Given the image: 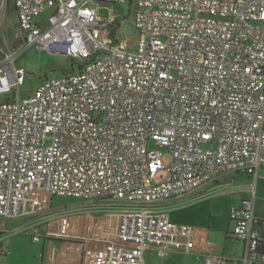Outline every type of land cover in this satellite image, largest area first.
Instances as JSON below:
<instances>
[{
    "label": "built area",
    "instance_id": "2783aa9c",
    "mask_svg": "<svg viewBox=\"0 0 264 264\" xmlns=\"http://www.w3.org/2000/svg\"><path fill=\"white\" fill-rule=\"evenodd\" d=\"M13 2L24 44L82 61L24 91L21 51L5 35L9 1L0 0V220L41 211L42 194L114 201L116 238L95 257L146 264L151 248L161 258L195 250L193 227L173 222L166 202L243 172L254 180L229 213L233 236L245 243L233 264H264V218L255 214L264 0H135V49L119 37L124 18L101 13L128 0ZM166 151L169 176L156 182ZM84 264H93L89 251Z\"/></svg>",
    "mask_w": 264,
    "mask_h": 264
},
{
    "label": "rangeland",
    "instance_id": "374dc122",
    "mask_svg": "<svg viewBox=\"0 0 264 264\" xmlns=\"http://www.w3.org/2000/svg\"><path fill=\"white\" fill-rule=\"evenodd\" d=\"M8 1L5 35L11 48L21 51L16 60V65L24 67L27 73L26 82L22 86L24 91H31L47 78L60 76L66 69L71 68L72 64H74L75 68L79 67L81 59L73 60L65 55L42 49L37 45L29 46L24 44L18 35V21L14 2ZM135 7L134 0L133 3L130 1L127 3L114 2L108 8L104 6L101 8V13L107 16L111 14L110 9L112 8L113 13H117L124 18L119 30V37L122 38L127 35V41L133 49L138 47L139 42V33L133 27ZM3 36L4 32L1 31L0 38ZM171 162V153L166 151L163 156V164L166 169L158 173L156 182H161L168 178L169 172L167 168L171 166ZM234 177L245 178L241 173L235 174ZM229 178L230 175H226L225 178L213 183V190L211 189V191H216L219 184L228 181ZM233 195L227 193L202 196L198 199L194 198L192 203L185 207H177L175 209L171 208V206L175 205V201H169L164 204V208H166L172 221L176 220L180 223L193 224L197 232L201 235L204 234L203 236L206 237L212 229L213 233H215L217 230L225 228L226 212L230 201L234 197ZM41 196L44 201L41 211H33L21 217L0 220V222L5 221L8 224V229H6L7 237H5L4 243H43L45 238L48 239L57 235L62 238H68L70 241L115 239V236H111L113 232L111 223L116 217L118 223L121 212L116 202H84L65 197H53L48 194H42ZM26 216L29 217L24 218ZM80 219L85 223L81 222V224ZM209 225L211 228L206 229ZM74 228H77V230H74ZM34 237H38V241H35ZM174 255L182 259L188 258V255L181 253H175ZM163 260L165 261L164 258L159 259L157 257L152 264H165Z\"/></svg>",
    "mask_w": 264,
    "mask_h": 264
},
{
    "label": "crops",
    "instance_id": "0c3cea01",
    "mask_svg": "<svg viewBox=\"0 0 264 264\" xmlns=\"http://www.w3.org/2000/svg\"><path fill=\"white\" fill-rule=\"evenodd\" d=\"M237 173H241L245 178L241 179L239 177H234ZM229 175V180L221 182L216 191H211L213 183L225 178L226 175L216 178L195 194L193 193L181 198L170 200L175 201V205L171 206V208L175 209L177 207H185L186 205L191 204L194 198L198 199L202 196H210L211 194H234V197L227 208L225 228L217 230L215 233H213L212 229L210 234L206 235V237L203 236V233V235L198 233L193 224L180 223L172 218L174 220L173 222L193 227L196 244L194 252L191 253L176 249L171 251L164 258L165 261L163 260L165 264H203L202 258L197 256V254L225 257L228 258L231 264H233L236 259H239L244 255L245 243L233 236L232 222L230 221L229 213L232 207L240 205L241 200L245 195V189L254 180V176L242 172H236ZM255 214L259 218H264V165H262L258 171ZM28 217L29 216H26L24 218ZM79 221L80 223H85L81 219ZM111 224L113 228L111 236H115L116 238L118 226L117 217L112 220ZM7 225L8 224L5 221L0 222V264H84L87 251H89V261L93 264H99V259L95 256L97 253L101 252L106 245V243H104L106 239L70 241L68 238H62L58 235L48 239L45 238L43 243H4V239L7 237ZM210 228V225L206 227V229ZM74 230H77V228H74ZM175 253L188 255L189 259L176 257L174 255ZM157 257L159 259L161 258L157 254V251L154 248L149 249L145 253L146 264H152L153 260Z\"/></svg>",
    "mask_w": 264,
    "mask_h": 264
},
{
    "label": "trees",
    "instance_id": "16d2710c",
    "mask_svg": "<svg viewBox=\"0 0 264 264\" xmlns=\"http://www.w3.org/2000/svg\"><path fill=\"white\" fill-rule=\"evenodd\" d=\"M128 1H130L131 3H133V1L134 0H128ZM11 2L13 3V0H11ZM9 4V3H8ZM135 5H136V2H135ZM130 10H131V8H130ZM135 12H136V7H135ZM79 67H81V65L79 64ZM75 68V66H74V64H72V67L71 68H69V69H74ZM69 69H66V71L67 70H69ZM243 173V172H242ZM245 174H247V173H245ZM249 175V174H248Z\"/></svg>",
    "mask_w": 264,
    "mask_h": 264
}]
</instances>
